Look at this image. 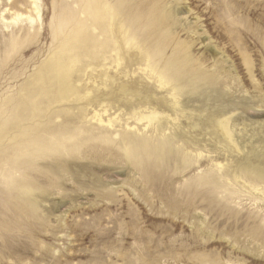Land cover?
Instances as JSON below:
<instances>
[{
    "label": "rangeland",
    "instance_id": "obj_1",
    "mask_svg": "<svg viewBox=\"0 0 264 264\" xmlns=\"http://www.w3.org/2000/svg\"><path fill=\"white\" fill-rule=\"evenodd\" d=\"M73 1L0 0V149L34 139L49 119L66 118L71 130L92 132L88 142L112 144L114 153L107 151L101 162L74 158L68 171L56 167L58 175H49L55 183L34 198L38 207L12 196L7 176L15 181L25 174L43 184L50 162L34 160L8 173L2 160L0 264H264V177L245 168L264 166V0H153L160 19L170 14L162 23L173 41L165 55L176 45L189 49L193 66L217 77L218 104L201 105L205 85L190 88L167 75V86H178L173 98L156 81L163 71L158 56L150 58L155 71L149 77L135 61L116 66L105 59L74 71L81 98L23 119L26 83L57 50L50 38L54 8H75ZM30 2L38 4L39 15ZM28 29L36 32L34 41L5 58L8 39ZM131 44L142 51L131 49V59L149 49L137 40ZM143 107L171 117L144 129L133 116ZM94 109L107 110L105 121H118L110 128L98 124L91 119ZM225 118L231 140L218 128ZM145 141L172 156L159 185L135 167V152Z\"/></svg>",
    "mask_w": 264,
    "mask_h": 264
},
{
    "label": "bare ground",
    "instance_id": "obj_2",
    "mask_svg": "<svg viewBox=\"0 0 264 264\" xmlns=\"http://www.w3.org/2000/svg\"><path fill=\"white\" fill-rule=\"evenodd\" d=\"M35 2L30 3H33V10L39 15V6ZM73 2L76 3L75 8L64 4L65 7L63 5V8L60 9L59 3L57 6L60 11L54 8L50 34L52 42H50L57 50L50 55L26 83L23 97L25 106L20 114L21 118L45 116L49 105L65 102L70 98L74 100L81 98V89L73 82L74 71L80 69L83 62L86 66H90L105 59L114 62L116 66L121 65L122 60L125 65L129 66L135 61L140 67L139 70L149 77L147 75L148 71L150 73L155 71L151 67L150 58L158 56L163 63V71L156 72V81L162 89L171 92L173 89L178 88V86H167L171 78L165 76L170 75L178 82H188L186 84L190 88H193L196 84L205 85V92L199 95L202 106L210 107L215 103L218 104V94L214 91V86L218 83L217 77L214 76L213 72H209L210 69H207V71L203 70L201 66H193L189 49L182 51L176 45L170 50L169 55H165L166 49L171 46L173 41L168 36L169 31L163 27L162 23L168 20L167 15L170 16V14L167 11L160 19L158 17L160 7L156 2L153 0H148V2L146 0H74ZM103 3L105 5L102 6ZM121 20L123 22H120ZM125 30L128 31L125 32ZM127 32L131 33L126 35ZM34 33L36 34V32H30V29H28L25 34H15L11 38L9 37V41L6 40L8 46L3 52V56L7 58L10 50L15 49V54L16 51L18 52L24 47L26 41L28 43L29 40L34 41ZM132 40H137V43L141 42L149 46L147 52L142 53L136 60L131 59L129 52L134 47H137L140 51L141 48L132 45ZM22 45L23 47H20ZM123 45H127L126 52L123 50ZM107 53L109 55L106 56ZM244 59L249 68V60L246 57ZM141 62L145 64L144 67L140 66ZM188 76H192L194 80L189 81ZM170 95L173 98L176 96L172 92ZM89 102L92 105L93 101L90 100ZM175 102L178 105V101ZM163 110L169 109L165 107ZM62 111L57 110V116H64ZM106 111L100 113L94 109L91 119H95L98 124L105 123L110 128L114 125V122L118 121V116L109 117L105 121L103 114ZM133 116L136 120V126L140 124L144 129L163 125L171 117L170 114L157 110L155 107H143L134 111ZM65 119L62 118L58 123L49 119L42 125L40 133L34 139H26L18 144L10 142L0 149V162L2 160L6 162L8 173L12 168H22L28 164H33L34 160L41 159L50 162L47 165L45 163V171L41 174L44 178L43 184L25 174H21L20 179L15 181H10V175L7 176L9 186L14 185L11 195L19 200L21 204L30 207L39 206L38 201H34V198L45 191L43 185L54 182L49 178V175H58L56 167H59L62 171H68L74 164L71 162L74 158L101 162L105 161L107 151L114 153L111 147L112 144L109 147L93 141L88 142L85 137H92L93 133L85 130H71L65 125ZM228 122L229 118L223 119L218 128L226 139L231 140ZM130 144L132 146L128 148H131V153H134L133 148L136 145L134 143ZM163 155L162 148L159 146L152 148L148 141L140 145L139 151L135 152V156H137L135 167L138 172L144 177L149 176V180H153L154 177L157 185L162 182L166 175L169 160L172 158V156ZM78 165L81 168H86V170L94 167L93 164L87 167L82 164ZM245 168H249L253 173L264 177L263 165L249 163L245 165ZM148 170L151 173H148ZM24 172H27L26 168Z\"/></svg>",
    "mask_w": 264,
    "mask_h": 264
}]
</instances>
